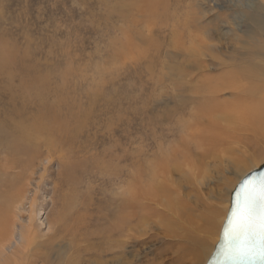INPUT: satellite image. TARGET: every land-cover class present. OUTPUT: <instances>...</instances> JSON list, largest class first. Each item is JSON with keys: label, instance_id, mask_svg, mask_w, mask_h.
<instances>
[{"label": "rangeland", "instance_id": "374dc122", "mask_svg": "<svg viewBox=\"0 0 264 264\" xmlns=\"http://www.w3.org/2000/svg\"><path fill=\"white\" fill-rule=\"evenodd\" d=\"M261 48L264 0H0V264H206L264 141L207 137L199 92Z\"/></svg>", "mask_w": 264, "mask_h": 264}, {"label": "bare ground", "instance_id": "6f19581e", "mask_svg": "<svg viewBox=\"0 0 264 264\" xmlns=\"http://www.w3.org/2000/svg\"><path fill=\"white\" fill-rule=\"evenodd\" d=\"M257 24H259V23H257ZM256 30H257V28H256ZM210 46H213V45H210ZM260 47H262V46H260ZM261 50H264V48H261ZM234 68L235 67H233V70H235ZM238 69L236 68V70H238ZM241 70L243 71V69H241ZM245 70H248V69L246 68ZM245 70L243 72L244 74H241L240 73L241 71L240 72L239 71H237V72L225 71V72H223V76H224L223 78L214 79L213 81L217 80L214 85H210V83L211 84L213 83L212 80L209 81L207 83V85L204 86V89H201L199 92L202 99L204 98L205 103L203 106V112H201V115H199V118L197 119L196 125L202 126L203 123L206 124L205 126L202 127L201 130H204V129L208 130L207 133L205 134L207 137H208V134L214 135V133H217V132L222 133L223 136L220 138V140H218L216 137L215 138L217 139L218 142L223 139L221 143L225 144L226 146H227L226 143L229 142L228 138L230 139V137H232V136H233L232 140L238 138L240 140V142L242 141L244 143H246L247 140L250 141L249 140L250 137H253L254 139L260 140V142L264 141V69L261 67L259 70V69L255 68V66H254L252 68V70L250 71V72L254 71V72L258 73V75L254 76V77H252V75L249 74L250 72L245 73ZM249 70H250V68H249ZM252 74H254V73H252ZM215 78H217V77H215ZM242 80L249 81V83L250 82H253V83L250 84V88H246L244 91L243 90L244 87L239 86V84L241 82H243ZM228 90L232 91V94H233L232 101H225V100L220 101V99L218 97L219 93L220 92L222 93V91L227 92ZM233 90L234 91L239 90L240 94L235 93ZM246 94L249 95L250 98H246V97L243 98V96H245ZM231 128H232V131H230ZM237 131H240V132L241 131H247V135L242 134L241 136L240 135L236 136ZM33 133L37 134L38 131L35 130V132H33ZM207 137H205V138H207ZM225 137H227V138H225ZM250 139L252 140V138H250ZM230 143H232V141ZM205 144H207V143H205ZM202 146H203V144H202ZM219 146H224V145L220 144ZM233 146L235 147V145H233ZM207 151L205 150V152H207ZM242 151H244L245 153L248 152L247 148H244V150H242ZM209 152H208V154H209ZM263 152H264V150H263ZM263 152H261V153L258 152V154H256L254 152L253 156L256 159L260 155H263L264 154ZM210 155H211V153H210ZM212 155H214V154H212ZM189 208H190V206H189ZM180 210H182V214H186L189 216L187 218L188 220H192V217H190V214L192 213V211L190 209L183 208ZM218 211H220V209L214 210L213 215L209 219L205 220V222H206V233H208V234H210L214 229L216 230L218 227V222H217V218H216V215H219ZM193 221H194V219H193ZM119 229H120V227H119ZM13 234H14V231H13ZM193 240H194V238L192 239V242H193ZM209 244L210 243L206 242L204 238L196 239V241L193 243L194 247L192 248V246H191L189 248V252L191 253V255L194 253V256L192 257L193 264L199 263V261L204 256L206 257L207 251L209 252L211 250V247H208ZM183 249H186V247ZM207 262H208V260H207Z\"/></svg>", "mask_w": 264, "mask_h": 264}, {"label": "snow or ice", "instance_id": "6c2138e0", "mask_svg": "<svg viewBox=\"0 0 264 264\" xmlns=\"http://www.w3.org/2000/svg\"><path fill=\"white\" fill-rule=\"evenodd\" d=\"M240 195L242 203L232 211L225 235L243 231L246 242L236 255L264 260V175L246 181Z\"/></svg>", "mask_w": 264, "mask_h": 264}, {"label": "water", "instance_id": "95a60500", "mask_svg": "<svg viewBox=\"0 0 264 264\" xmlns=\"http://www.w3.org/2000/svg\"><path fill=\"white\" fill-rule=\"evenodd\" d=\"M262 175H264V164L244 176L233 190L229 211L222 226L219 240L207 264H264V260L261 259L241 258L236 255L237 250L243 248L246 242L243 231H240L236 235H225V230L228 229V221L231 219L232 211L242 203V197L240 195L241 187L246 181L252 180L253 178H260Z\"/></svg>", "mask_w": 264, "mask_h": 264}]
</instances>
